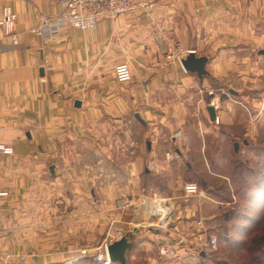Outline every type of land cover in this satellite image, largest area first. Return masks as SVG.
<instances>
[{
    "label": "crops",
    "instance_id": "1",
    "mask_svg": "<svg viewBox=\"0 0 264 264\" xmlns=\"http://www.w3.org/2000/svg\"><path fill=\"white\" fill-rule=\"evenodd\" d=\"M63 1L0 0V21L5 11L16 15L19 41H0V144L14 149L0 153L8 192L0 198L1 264H96L115 229L147 251L178 238L191 252L185 247L200 244L196 222L204 220L195 197L162 191L184 189L179 172L194 134L209 169L206 139L218 135L209 92L234 94L235 84L246 86L239 67L264 56V0H156L149 15L45 42L31 30L57 17ZM175 50L207 57L208 75L167 63ZM123 62L133 78L118 84ZM218 114L222 124L238 121ZM125 197L133 206L124 210Z\"/></svg>",
    "mask_w": 264,
    "mask_h": 264
},
{
    "label": "rangeland",
    "instance_id": "2",
    "mask_svg": "<svg viewBox=\"0 0 264 264\" xmlns=\"http://www.w3.org/2000/svg\"><path fill=\"white\" fill-rule=\"evenodd\" d=\"M256 60L257 62L249 64L250 68L243 65L239 67L240 73H245L247 76L243 82L246 86L235 84L233 89L237 92L234 94L228 88H225L223 92L219 89L220 87L214 89L217 90L214 95L220 98L222 105L219 112L228 116L234 113L238 121L231 126L222 124L221 115V122L216 125L218 135H211L206 139L205 156L209 169L204 165V159L198 156L201 143L198 135L194 134L188 147L190 151L187 159L183 161L179 172V180L182 178L185 184L196 183L201 189V194L207 197L194 198L195 205L200 212L198 217L204 219V228L196 230L197 236L202 239L200 245L194 244L193 248L185 247L187 250L191 249V252L185 251L181 259L170 260L160 256L161 245L151 243L148 252L141 241L128 253L134 256V264H150L149 258L154 259V264H264V260L262 263L254 260L257 255H260L257 252L259 246H261V253H264V198L260 197L258 202H249L246 197L243 199L246 194L241 195L244 190L239 193L232 188L230 193L216 191L219 183L223 182L220 177H227L234 167L231 164V160H234L231 156L234 142L239 145V160L255 168V171L264 173V56ZM217 148H220L219 150L223 153H218L219 156L214 157ZM186 161L194 163L193 175L184 174ZM210 168L215 174L204 172L205 170L210 171ZM215 177L219 181L218 184L213 180ZM254 179V177L251 178V181ZM211 190L219 193V197L211 195ZM174 192L183 194V190H165L162 194L166 197ZM213 206L216 207L214 212ZM213 213L214 218L211 217ZM226 214L231 217L230 220H224ZM250 219H252L251 223L247 221ZM212 236L216 237L218 242L214 251L205 246ZM225 237H228L230 241L224 242ZM179 241L182 240L175 238L166 244Z\"/></svg>",
    "mask_w": 264,
    "mask_h": 264
},
{
    "label": "built area",
    "instance_id": "3",
    "mask_svg": "<svg viewBox=\"0 0 264 264\" xmlns=\"http://www.w3.org/2000/svg\"><path fill=\"white\" fill-rule=\"evenodd\" d=\"M62 4V11L57 17L44 18L31 32L41 37L45 42H52L60 38L61 34L68 29L88 31L94 29L103 21L115 20L122 15L136 16L140 13L149 15L157 7L156 0H65ZM15 21L16 15L8 11L4 12V16L0 21V41L5 38H10L14 45L19 43L15 30ZM189 52L195 51L190 50L184 52L175 50L166 55V61L167 63H180L179 57ZM162 67L165 68V65ZM114 75L118 84L130 83L133 78L131 65L128 62L119 63L114 69ZM209 96H211V99L208 105L216 111L214 123L219 125L221 119L218 113L222 108L220 98H216L213 91L209 92ZM0 153L9 156L14 153V149L11 146L0 144ZM183 192L185 200L196 196L207 198L204 194H201L199 186L193 182L186 183ZM7 196L8 192L0 186V198ZM152 198L159 199V196L157 193H153ZM132 206L133 201L130 197H125L120 204V208L124 210L130 209ZM196 227L197 229H203L204 221L198 220ZM123 236L124 232L117 229L109 233L97 249L94 255V261L97 264H118L110 259L108 247L111 243L121 239ZM217 245V238L212 236L205 246L209 250L214 251ZM184 253L186 252H184L182 241L174 244L165 243L161 245L159 250L161 257L170 260L181 259ZM2 261L3 259L0 256V264Z\"/></svg>",
    "mask_w": 264,
    "mask_h": 264
},
{
    "label": "trees",
    "instance_id": "4",
    "mask_svg": "<svg viewBox=\"0 0 264 264\" xmlns=\"http://www.w3.org/2000/svg\"><path fill=\"white\" fill-rule=\"evenodd\" d=\"M220 148H217L214 152V157L215 155L219 156V154H222L223 152H221V150H219ZM231 156L232 159L231 160V164L234 165V167L232 168L230 174L227 177H220L222 178L221 183H219V187L216 188V191H220L221 192H226V193H230L231 188L234 189L236 191V193H239L240 191H243L241 193V195H245L243 197V199H246L249 202H255L258 200H260L259 198H264V173L263 172H259V171H255V168H252L250 166H248L246 163H243L242 161L239 160V153L238 151L235 150V142L233 143V147L231 150ZM206 153V152H205ZM186 169L184 174L190 176L194 174V167H189L187 165H185ZM204 172H210L211 174H215L214 172H212L211 168L210 171L209 170H205ZM217 174V173H216ZM255 178L253 181H251V178ZM258 178V179H256ZM213 180H215V182L218 184V179L215 177L213 178ZM227 182H230V186ZM199 186V185H198ZM218 186V185H217ZM200 188V187H199ZM236 188V189H235ZM201 190V189H200ZM213 191V192H212ZM215 190H211L210 194L215 196V197H219L218 194L216 193ZM258 192V193H257ZM234 211V210H233ZM233 211H230L231 213H233ZM229 215H225L224 220H230V216ZM250 218V217H249ZM249 223L252 222V219L247 220ZM226 239H224V242H228L230 241V239L228 237H225ZM257 252L260 253V255H257L255 257L254 260H258L259 263H262L264 260V253H261V246H259L257 248ZM97 264V263H96Z\"/></svg>",
    "mask_w": 264,
    "mask_h": 264
},
{
    "label": "water",
    "instance_id": "5",
    "mask_svg": "<svg viewBox=\"0 0 264 264\" xmlns=\"http://www.w3.org/2000/svg\"><path fill=\"white\" fill-rule=\"evenodd\" d=\"M260 55H264V50L259 52ZM180 63L183 69L192 74H196L199 78L208 75L207 63L208 59L204 56H197L195 52H189L184 56L179 57ZM78 106L80 103H77ZM208 112L212 120L216 117V112L213 107H208ZM238 144H235V150L238 151ZM51 174H55V167L50 168ZM135 231V230H134ZM135 242L131 240V234L126 233L124 236L111 243L108 247V254L110 259L118 264H127V255L135 247ZM204 255V253H202Z\"/></svg>",
    "mask_w": 264,
    "mask_h": 264
}]
</instances>
